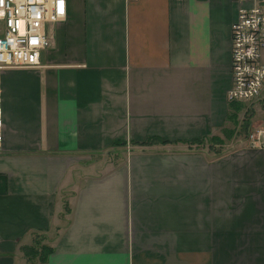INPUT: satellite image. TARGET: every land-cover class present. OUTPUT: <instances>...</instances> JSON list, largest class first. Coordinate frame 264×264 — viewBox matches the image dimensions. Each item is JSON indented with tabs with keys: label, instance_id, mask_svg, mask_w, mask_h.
<instances>
[{
	"label": "crops",
	"instance_id": "1",
	"mask_svg": "<svg viewBox=\"0 0 264 264\" xmlns=\"http://www.w3.org/2000/svg\"><path fill=\"white\" fill-rule=\"evenodd\" d=\"M66 1L39 65L0 71V264H264V145L238 134L264 104L228 100L239 4Z\"/></svg>",
	"mask_w": 264,
	"mask_h": 264
},
{
	"label": "built area",
	"instance_id": "2",
	"mask_svg": "<svg viewBox=\"0 0 264 264\" xmlns=\"http://www.w3.org/2000/svg\"><path fill=\"white\" fill-rule=\"evenodd\" d=\"M239 4L231 26L232 86L230 103L264 98V0H233ZM66 0H0V71L8 67H36L42 49L52 44L47 28L64 21ZM0 89V150L3 142ZM264 145V129L250 134Z\"/></svg>",
	"mask_w": 264,
	"mask_h": 264
},
{
	"label": "rangeland",
	"instance_id": "3",
	"mask_svg": "<svg viewBox=\"0 0 264 264\" xmlns=\"http://www.w3.org/2000/svg\"><path fill=\"white\" fill-rule=\"evenodd\" d=\"M258 100L259 101L257 102V104H259V103L264 104V98L258 99ZM253 106L254 105L244 106V110L242 111L241 118H240V125H239V121H238V123H235L237 126L239 125L238 128H239L240 133H238V134H240L243 139H245L246 137L250 138V134L252 133V127H250V125H251L250 118L255 116V113H256L254 111ZM223 137L225 139H227L228 136H226V134H224ZM217 142L218 141H216L215 143H217ZM215 148L217 149L219 147H215Z\"/></svg>",
	"mask_w": 264,
	"mask_h": 264
},
{
	"label": "trees",
	"instance_id": "4",
	"mask_svg": "<svg viewBox=\"0 0 264 264\" xmlns=\"http://www.w3.org/2000/svg\"><path fill=\"white\" fill-rule=\"evenodd\" d=\"M226 136H228V137H229V134H228V135L226 134ZM228 137H227V138H228ZM214 139H215L216 141H218L217 143H219V142H221V141H222V140H221L220 138H218V137H215Z\"/></svg>",
	"mask_w": 264,
	"mask_h": 264
}]
</instances>
